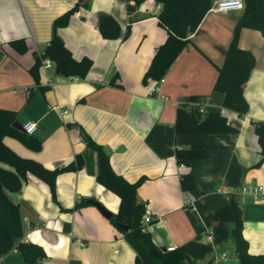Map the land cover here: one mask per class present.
I'll return each mask as SVG.
<instances>
[{"label": "crops", "instance_id": "1", "mask_svg": "<svg viewBox=\"0 0 264 264\" xmlns=\"http://www.w3.org/2000/svg\"><path fill=\"white\" fill-rule=\"evenodd\" d=\"M128 1L90 0L89 8H81L59 30L76 58L93 60L87 78L57 73L53 65L41 67L37 84L29 71L35 53L44 52L55 19L76 0H0V107L18 111L17 123L23 127L36 123L32 135L43 147L33 150L12 136L4 142L51 169L68 165L78 154L85 159L82 169L58 176L57 200L49 185L32 174L21 190L8 192L21 207L22 241L40 244L46 255L28 263L13 249L0 256V264H136V251L111 218L89 201L75 209L82 198L97 200L114 214L120 206V198L97 181L98 155L84 132L109 149L117 173L131 182L146 177L138 196L153 213L147 228L158 247L181 250L188 264H240L232 223L215 215L235 196L249 251L264 254V200L241 194L246 185L264 188V160L254 125L264 121V32L246 28L241 34L240 46L254 54L256 66L245 85L250 110L240 115L224 106V93L214 85L244 11H209L165 81L144 84L168 32L159 24L162 6L156 0H146L132 15ZM104 15L120 23L119 38L107 39L100 32ZM130 20L131 32L124 38ZM16 39L26 40L27 52L11 46ZM154 86L159 91L151 95ZM187 103H193L199 119L218 112L240 132L176 135L177 110ZM177 148H203L207 157L187 167L178 163ZM184 173L193 176L194 192L182 189Z\"/></svg>", "mask_w": 264, "mask_h": 264}, {"label": "trees", "instance_id": "2", "mask_svg": "<svg viewBox=\"0 0 264 264\" xmlns=\"http://www.w3.org/2000/svg\"><path fill=\"white\" fill-rule=\"evenodd\" d=\"M90 0H76L72 7L54 21V34L43 53H35V63L29 71L37 84L40 83V70L44 58L53 62L55 71L65 76L85 79L93 68V60L89 57L78 59L67 46L60 35L61 28L69 26L72 16L81 8H89ZM146 0H129L127 11L135 13ZM162 7L157 17L159 24L168 32L164 44L160 45L147 69L143 83L160 80L165 77L171 66L188 47L191 40L189 35L200 27L213 0H156ZM245 9L237 20L232 41L226 50L224 64L219 68L214 85L215 91L224 93V106L245 115L250 110L245 97V85L256 66L254 54L241 48L242 31L246 28L264 32V0H244ZM133 20H130L124 38L131 32ZM99 30L107 39H117L121 36V26L112 15H104L99 22ZM11 46L21 53L28 51L25 39L10 42ZM115 75L111 83L115 84ZM31 94V92H29ZM195 97L193 98V100ZM18 111L0 107V256L16 249L28 263H34L45 257L43 246L33 242L22 241L24 237V222L21 207L8 195L17 192L34 175L45 181L57 200V178L68 171L80 170L85 165L82 154L66 166L51 169L43 163L19 155L4 142L6 136L20 140L27 147L39 151L43 144L40 139L21 130L16 126ZM255 131L261 145L264 160V121L254 122ZM176 135L189 134H238L240 129L231 125L228 119L218 112H212L207 117L199 119L190 104H182L177 110ZM87 144L98 155L97 181L120 198L117 213L111 217L112 223L124 234L125 239L136 251V264H188L183 252L179 249L163 250L154 241L151 232L142 225V218L146 211V204L139 200L138 190L145 182L142 176L131 182L113 168L109 149L95 142L86 132ZM207 157V150L203 148H177L176 158L179 164L192 167L198 161ZM181 186L185 191H195V180L190 173H184ZM88 198H82L75 205L80 209L88 203ZM216 217L222 221L232 223V238L235 243L236 254L240 264H264V254L253 255L249 251V241L243 233V211L235 196L216 212ZM128 225L125 230L123 226Z\"/></svg>", "mask_w": 264, "mask_h": 264}, {"label": "built area", "instance_id": "3", "mask_svg": "<svg viewBox=\"0 0 264 264\" xmlns=\"http://www.w3.org/2000/svg\"><path fill=\"white\" fill-rule=\"evenodd\" d=\"M242 5V7H241ZM245 9V2L244 0H216L210 11L213 12H229V11H237V10H244ZM53 66V62L49 58H44L42 61V67L47 69L51 68ZM74 79H77V77H74ZM165 81V77L157 80L158 83H162ZM50 85H53L52 78L49 81ZM159 91L158 86H154L150 90V94L154 95ZM190 107L194 109L193 103L190 104ZM201 111L203 112L204 109L201 108ZM37 128L36 123L34 122H27L24 125V129L27 133L33 134ZM219 191H222V189H219ZM241 194H250L252 195L256 200H264V188L262 185L255 184V185H246L241 189ZM187 204H193L191 200L186 201ZM153 221V213L149 207H146V211L144 213V216L142 218V225L145 229H148L147 226L149 223ZM82 245H85V243H82ZM175 247H171L168 250H174ZM225 256V254H224Z\"/></svg>", "mask_w": 264, "mask_h": 264}, {"label": "water", "instance_id": "4", "mask_svg": "<svg viewBox=\"0 0 264 264\" xmlns=\"http://www.w3.org/2000/svg\"><path fill=\"white\" fill-rule=\"evenodd\" d=\"M16 126L18 128H20L21 130L25 131L24 127L20 124V123H16ZM89 202L95 206H97L99 208V210H101V212L108 218L113 217L114 213H112L111 211H109L105 206H103L100 202H98L97 200H89ZM125 228V230L129 229L128 225L123 226ZM163 250H168L167 248H163Z\"/></svg>", "mask_w": 264, "mask_h": 264}, {"label": "clouds", "instance_id": "5", "mask_svg": "<svg viewBox=\"0 0 264 264\" xmlns=\"http://www.w3.org/2000/svg\"><path fill=\"white\" fill-rule=\"evenodd\" d=\"M241 7H242V5H241Z\"/></svg>", "mask_w": 264, "mask_h": 264}]
</instances>
